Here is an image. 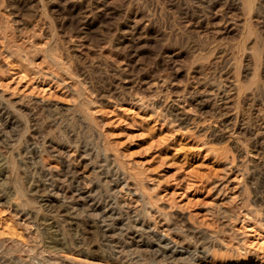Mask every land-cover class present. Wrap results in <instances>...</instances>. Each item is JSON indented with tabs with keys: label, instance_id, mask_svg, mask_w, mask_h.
<instances>
[{
	"label": "rangeland",
	"instance_id": "374dc122",
	"mask_svg": "<svg viewBox=\"0 0 264 264\" xmlns=\"http://www.w3.org/2000/svg\"><path fill=\"white\" fill-rule=\"evenodd\" d=\"M0 264H264V0H0Z\"/></svg>",
	"mask_w": 264,
	"mask_h": 264
},
{
	"label": "bare ground",
	"instance_id": "6f19581e",
	"mask_svg": "<svg viewBox=\"0 0 264 264\" xmlns=\"http://www.w3.org/2000/svg\"><path fill=\"white\" fill-rule=\"evenodd\" d=\"M180 117V116H179ZM33 156V155H32ZM26 159V158H25ZM36 176V175H35ZM56 192V191H55ZM77 192V191H76ZM263 192V191H262ZM51 204V203H50ZM88 206V205H87ZM52 209V208H51ZM118 210V209H117ZM71 212V211H70ZM72 214V213H71ZM231 217V216H230ZM52 218V217H51ZM42 219V218H41ZM66 220V219H65ZM44 221V220H43ZM47 221V220H46ZM45 221V222H46ZM49 222V221H48ZM94 225V224H93ZM46 230V229H45ZM102 232V231H101ZM100 233V232H99ZM55 242V241H54ZM62 242V241H61ZM60 242V243H61ZM57 243H59V242H57ZM53 246H55V245H53ZM59 247V246H58ZM63 247V246H62ZM123 248V247H122ZM159 249V256H161V257H167V256H169V257H172V256H174L173 255V251H168V248H166V247H163V248H158ZM117 255V254H116ZM159 259V258H158Z\"/></svg>",
	"mask_w": 264,
	"mask_h": 264
}]
</instances>
